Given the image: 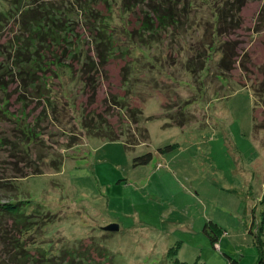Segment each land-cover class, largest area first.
I'll return each instance as SVG.
<instances>
[{
    "label": "rangeland",
    "instance_id": "rangeland-1",
    "mask_svg": "<svg viewBox=\"0 0 264 264\" xmlns=\"http://www.w3.org/2000/svg\"><path fill=\"white\" fill-rule=\"evenodd\" d=\"M123 1L96 2V22L79 12L87 0L46 1L65 7V21L74 16V35L56 45L50 36L40 46L47 57L69 64L49 66L59 74L46 72L52 95L68 102L67 91L81 111L99 113L126 134L115 141L87 135L81 146L65 148L69 119L43 122L45 144L33 153L45 154L46 164L40 174L14 181L15 201H30L26 213L52 215L30 235L45 259L62 264H264V0H130L131 10ZM163 10L175 13L177 24L142 29ZM223 10L228 13L220 26L229 32L222 39L231 40L234 61L229 72L219 67L218 44L209 45ZM103 20L124 45H116L104 68L94 38ZM23 24L18 18L0 25L1 68L16 62L10 42ZM75 45L82 55L74 54ZM201 50L210 58L204 69L192 71ZM87 56L97 66L91 74L95 94L82 75ZM16 69H0V107L21 115L28 102L25 114L35 123L48 105L30 96L22 82L26 74ZM14 133L0 111V138ZM8 148L0 143L3 174H14V167L32 173L38 166ZM149 151L154 159L135 166V157ZM60 156L63 164L55 170L52 161ZM210 221L223 232L216 245L204 231ZM113 223L119 231L104 230Z\"/></svg>",
    "mask_w": 264,
    "mask_h": 264
},
{
    "label": "trees",
    "instance_id": "trees-1",
    "mask_svg": "<svg viewBox=\"0 0 264 264\" xmlns=\"http://www.w3.org/2000/svg\"><path fill=\"white\" fill-rule=\"evenodd\" d=\"M46 1L47 0H38L34 5L30 4L31 2L29 0H0V25H3L4 21H16L18 18L24 19V31L21 33L19 32V34H17L16 37L10 42L11 47L9 52L12 54L10 60L14 57L16 62L14 64L10 63V66H2V68L4 71H7V67L8 70L17 68L16 70L18 73H21V76L22 73H25L26 77H22V82L23 85L28 88L30 96L34 98V100L40 102L44 101L45 104L48 105L44 106L42 114L35 123L32 121L28 122V118L25 114L28 102H23L24 107L21 111V115L11 112L9 109L0 107V111L7 117L9 121L13 123V129L15 131L13 135L2 136V138H0V143L3 146L9 147L8 149L13 150L11 151V154L14 155V157H16L18 154L20 155V160H24L26 163L28 162L34 164L35 162L38 164L36 168L32 169V173H28L27 170L24 171L14 167L13 169L15 170V173L12 175L9 173L10 176H8L7 174H3L0 170V264H62V261H56L55 259H45L47 255L46 252L42 253L43 249H41V245L37 244L36 240L30 235V233L37 231L42 226H44L45 220H43L42 217H45V219H50L52 218V215L42 216L39 214L35 215L34 213H26L23 210V207L30 201H15V198H17V187L14 181L40 174V167H42L40 165L46 164V162H42L43 160L45 161V154H40L39 156L38 153H33V148L35 145L45 144L46 136H44L45 133H43L45 130H42L43 122L46 120H54L55 122L64 123L66 119H69V123L65 128H68L70 136L67 138L68 142L65 148L68 146L70 148L81 146L85 139L83 137H86L87 135H89V137L100 136L115 141L125 138L126 134L123 131L120 132L112 126L107 125V120L100 116L99 113L94 111L90 114L88 112L81 111V108L76 107L73 101L71 102V96L68 95L67 91H64V97H66V101L68 99V102H62V96L59 97L52 95L49 77H45V75L48 69L50 71L56 72V76L59 74L57 71L49 68V66L55 65L57 69H59L60 67L68 68L69 64L62 63L60 57L57 55H54L53 58H49L50 56L47 57L40 52V46H43V41L50 36H52L51 38L56 41L53 43L56 45L59 44L58 42H61V39H67V36L64 35H74V26L71 27L69 24V22L74 21V16L69 22L65 21L66 15L63 16V10H65V7L63 8L62 5L57 6L56 4L51 5ZM87 1V3L84 2V4L80 6L79 12H81V14H85V18L89 17V20L91 21L92 17H94L93 22H96L99 18V12L97 10V14L95 11V5L96 2L101 0ZM104 1H109L110 3V0ZM123 3L125 4L123 6L126 8V10H131L130 0H124ZM127 3L130 5H126ZM226 13H228L226 10H223L222 14L217 13L218 16H216V20H218L219 23V32H216L217 30H213L214 32L212 31L215 40H213V42L209 45L212 46L213 43L218 44V49H220L222 53L219 67L224 71L229 72L231 70L230 68L233 66L232 64L234 63V61L232 62L231 59H229V53L233 55V52L230 50L231 40L224 41L222 39V37L227 32H229V30L220 26V22H226ZM154 16V18H150L152 23L143 21V30L148 31L152 29L153 24H157V27L162 25V27L165 26L168 28L172 23L177 24L178 22V17L175 15V13L172 14L166 10L162 14L156 12ZM100 25L101 26L95 28L97 31L95 32L96 35L94 38L97 40L96 54L100 59V64L104 68L106 66L105 64H107V62L110 60V55L113 54V51H116V45H124H122L121 41L113 34L112 30L108 29V23L104 22L103 20ZM19 26L21 28V24H19ZM214 27L215 25L213 26V29ZM121 46L118 48H121ZM71 51L72 50L69 49V52ZM129 51L128 53H131V51ZM74 54H76V56L82 55V51L79 52L77 45H75ZM236 54L238 53L236 52ZM209 58L210 57L206 50L199 51L198 59L195 61V63H193L192 71L204 69ZM70 67H72L71 64ZM96 67L97 66L95 64L94 57L89 58V56H87L86 60H82V75H84L86 78L84 84L87 85V88L90 90L92 88L94 94L96 93L98 83H93L91 74L94 75V72L97 71ZM2 68L0 67V69ZM125 81L127 82L128 78L125 79ZM0 89H2L1 86ZM258 92L259 90L256 89V94H258ZM55 98H58V100H54ZM114 100L116 104L123 103L119 98L116 99V97H114ZM89 101L91 104H94L96 102V97L93 98L89 95ZM121 105L123 107L126 106V104ZM135 122L139 127L140 120L137 119ZM69 125L71 126L69 127ZM142 129L144 131L146 130L144 128ZM138 143H140V141ZM126 146L128 149L131 148V143H129L127 140ZM166 149L171 148H161L162 151H165ZM14 151L15 154H13ZM153 159L154 153L149 151L143 155L135 157L134 165H146L149 164ZM52 162V164L55 166V170H58L63 164V158L62 156L59 158L55 157ZM6 193L10 195H6ZM13 194H15V196H12ZM213 227L219 229L213 230L214 235L212 234ZM204 231L209 235L212 243L215 245L218 243L217 241L219 233H223L219 225L213 221H210L206 224ZM26 234H28L27 237L31 238L28 242H24V240H22ZM256 235L257 243L262 249L261 246L263 241L261 238V233L258 232ZM231 262L232 264H237V261L233 259H231ZM69 263L73 264L71 261H69ZM181 264L187 263L182 262Z\"/></svg>",
    "mask_w": 264,
    "mask_h": 264
},
{
    "label": "water",
    "instance_id": "water-1",
    "mask_svg": "<svg viewBox=\"0 0 264 264\" xmlns=\"http://www.w3.org/2000/svg\"><path fill=\"white\" fill-rule=\"evenodd\" d=\"M104 230L108 231V232H117L120 230V225L113 223V224H110L107 227H105Z\"/></svg>",
    "mask_w": 264,
    "mask_h": 264
}]
</instances>
